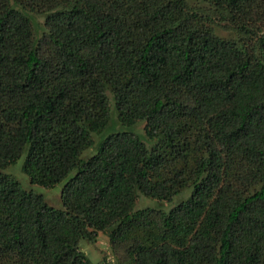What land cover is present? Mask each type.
<instances>
[{
	"label": "trees",
	"instance_id": "16d2710c",
	"mask_svg": "<svg viewBox=\"0 0 264 264\" xmlns=\"http://www.w3.org/2000/svg\"><path fill=\"white\" fill-rule=\"evenodd\" d=\"M98 234L119 264H264V0H0V264H92Z\"/></svg>",
	"mask_w": 264,
	"mask_h": 264
},
{
	"label": "rangeland",
	"instance_id": "374dc122",
	"mask_svg": "<svg viewBox=\"0 0 264 264\" xmlns=\"http://www.w3.org/2000/svg\"><path fill=\"white\" fill-rule=\"evenodd\" d=\"M94 152L95 150L87 151L83 154L82 158H87ZM23 160L24 156L17 160L15 164L3 171V173L13 176L19 182L21 188L25 191H31L34 194L41 195L48 206L53 207L55 209H61L60 194L63 183L50 189L31 185L28 177L24 175L21 171V165L23 163ZM189 195L190 191H185L179 194L169 203L158 202L156 200L149 199L140 195L136 201L135 209L152 208L168 212L172 207H174L178 203L187 200ZM80 250L88 257L92 264H119L123 262L122 255L113 256L109 247L108 238L104 234H98L96 242L93 245L81 241Z\"/></svg>",
	"mask_w": 264,
	"mask_h": 264
}]
</instances>
